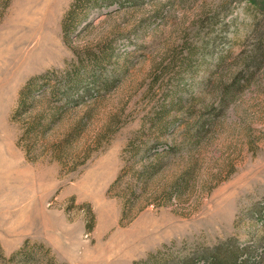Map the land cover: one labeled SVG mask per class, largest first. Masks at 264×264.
Masks as SVG:
<instances>
[{"label": "rangeland", "instance_id": "rangeland-1", "mask_svg": "<svg viewBox=\"0 0 264 264\" xmlns=\"http://www.w3.org/2000/svg\"><path fill=\"white\" fill-rule=\"evenodd\" d=\"M75 1L0 0V264L24 245L59 264H264V9L114 0L75 22ZM104 52L96 77L47 96Z\"/></svg>", "mask_w": 264, "mask_h": 264}, {"label": "trees", "instance_id": "trees-1", "mask_svg": "<svg viewBox=\"0 0 264 264\" xmlns=\"http://www.w3.org/2000/svg\"><path fill=\"white\" fill-rule=\"evenodd\" d=\"M100 1H103V2L106 1L108 4L114 2V0H76L72 4V8L69 11L70 21H75V22L81 21L82 18L79 15V12L81 10L86 11L90 7L98 6L97 3H100ZM249 1H251L259 9H261V8L264 9V0H249ZM68 19L66 18V20L64 21V23H65L64 24V32L66 33V35L70 29ZM104 53L105 54H103V56L99 57V58H96L95 56L87 57V58H89V60L86 62V64L82 63L83 65L81 64L79 66V69H78L79 71L76 70L75 73H72V72L66 73V74H64V76L62 78H60L58 80V82L48 86V87H50V89L48 90L47 96L51 95L52 97H55V96L59 95L61 91L63 93V90H62L63 88L65 89L64 91L68 93L70 90H72V88H75L76 86H78L80 83L83 82V79H84V77L82 76L81 70L83 71V73L88 72V70H89L88 67H91V69H94L95 72L93 71L91 74L93 75V77H96L95 74H96L97 69L99 70L101 68V65L103 66V62H106V60H107L106 57L108 55L106 54V52H104ZM46 77H48V75L42 76V78L44 79L45 82H47ZM40 79L41 78H34V79L30 80L25 85V87L23 89V93H22L21 102H20L21 107H24L26 105L27 97L29 95L30 96L32 95L31 91L33 90L34 87H36L37 82ZM97 79L98 78H92L91 81H93L95 84L98 85L99 82L98 83L96 82ZM235 84L238 85L236 83V81H235ZM45 89L47 90V88H45ZM233 90H236V86H234L232 88V91ZM84 91H86V89ZM58 111H60V110H58ZM56 114H57V110H56V112L51 114L52 116L50 115L51 118H50V116H46V115L40 116L38 118L39 122L41 120L44 121V119L46 117L50 118V120L46 121V124H44L43 131H46L48 129L47 125L55 118ZM154 120H155L154 125H156V127H159L160 130H163L161 133L165 132L169 126V121L165 118V112L161 113L159 115V117L157 119H154ZM199 120L202 122V124H201V127L198 129V131L203 132L205 129L207 130V127L209 126L208 123H206V121L203 119H199ZM200 121H199V123H200ZM37 126H38L37 121H36V123L31 122L30 127L27 128V133L28 134L29 133L30 134L38 133L39 130H38ZM201 128L204 130H201ZM200 132H199V134H200ZM133 145H135V143ZM180 150H181V148L179 145L175 146V148L174 147L172 148V152H178ZM164 151H166V150H164ZM169 153H170L169 151L161 153V151L157 150V153L154 155V159L156 158L155 162L151 161L148 164H146L145 167H143L141 170H136L135 177L139 181V183L141 182V185L142 184L146 185V183H148L147 181L149 180V178L152 177L156 171H158L159 166L162 164V159L167 157L169 155ZM119 180H118V182H119ZM141 185L138 186V188L143 187ZM178 186H179V184L175 185L169 192L166 191L165 193H163L162 195H164L165 199L171 200L175 196H179V191H178L179 187ZM125 193L127 195L125 197V202L127 203L126 208H128L126 210L128 212L129 211L131 212L134 210V205H135L134 202L137 201L139 195L136 192V188L131 187L130 185L128 186L127 191ZM123 214L125 215V209L123 211ZM49 252H50V250L48 248H44L43 245H39V246L24 245L21 249H19L17 252H15L9 258V262L11 264H59L58 261L56 262L54 257L51 256L50 258H48ZM141 262H146V261L144 260ZM157 262L158 261H156L155 259H152L151 264H157ZM60 264H64V263H60ZM146 264H148V263L146 262Z\"/></svg>", "mask_w": 264, "mask_h": 264}]
</instances>
